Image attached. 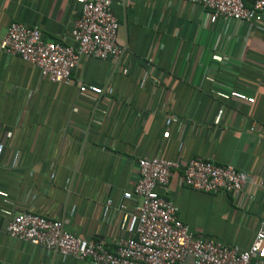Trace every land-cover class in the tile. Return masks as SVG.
<instances>
[{"label":"crops","instance_id":"obj_1","mask_svg":"<svg viewBox=\"0 0 264 264\" xmlns=\"http://www.w3.org/2000/svg\"><path fill=\"white\" fill-rule=\"evenodd\" d=\"M111 8L120 24V61L83 59L69 85L42 78L37 67L0 50V264H91L11 238L7 225L20 213L64 219L71 234L113 249L127 236L118 208L137 184L144 157L182 164L167 196L197 237L248 250L261 227L258 24H212L204 7L186 0H112ZM81 11L75 0H0V44L13 22L40 27L45 41L70 42ZM82 83L103 93H81ZM232 91L255 102L235 99ZM192 159L247 174L245 191L255 198L189 188L183 168Z\"/></svg>","mask_w":264,"mask_h":264},{"label":"built area","instance_id":"obj_2","mask_svg":"<svg viewBox=\"0 0 264 264\" xmlns=\"http://www.w3.org/2000/svg\"><path fill=\"white\" fill-rule=\"evenodd\" d=\"M75 1L82 11L70 42L45 41L40 27L13 22L1 41L0 50L8 60L20 58L37 67L42 78L65 85L72 83V73L83 59L119 62L123 49L117 43L120 24L112 11V0ZM186 1L204 7L212 24L221 19L256 23L264 40V0ZM152 60L153 57H149V61ZM80 92L101 95L103 89L82 83ZM231 96L249 104L255 102L254 98L237 91H232ZM137 164V184L124 193L118 208L124 212L121 229L127 236L119 238L113 249L103 241L89 242L71 234L66 230L64 219H48L34 213L14 215L7 225V234L48 253L91 264H187L188 261L192 264H264L260 256L264 220L248 250L197 237L181 221L179 207L167 196L170 180L182 169V164L147 157L140 158ZM183 179L185 185L195 191L228 194L236 199L255 198L245 191L248 175L232 165L192 159L183 168ZM263 185L259 183L260 187ZM111 208L112 201H108L104 205L105 216Z\"/></svg>","mask_w":264,"mask_h":264}]
</instances>
